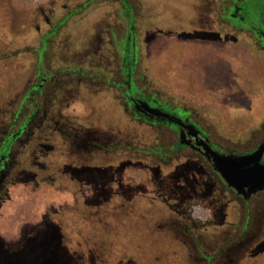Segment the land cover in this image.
Here are the masks:
<instances>
[{
	"label": "flooded vegetation",
	"instance_id": "1",
	"mask_svg": "<svg viewBox=\"0 0 264 264\" xmlns=\"http://www.w3.org/2000/svg\"><path fill=\"white\" fill-rule=\"evenodd\" d=\"M17 1L0 0L3 27L21 36L30 32L32 20L43 24L34 25L37 41L31 73L23 84L15 85L3 103L7 110L0 115L6 118L0 127V210L19 187L36 194L48 188L58 202L18 230L21 237L25 234L21 242L0 235V264L8 258L18 264L21 256L27 264H52L63 248L72 255L69 264H170L166 254L176 259L179 252L184 264H264V190L244 195L229 186L204 144L223 158L252 155L264 146V121L247 128L251 131L243 138H224L208 113L211 110L197 114L182 98L164 96L159 81L149 75L155 64L147 61L153 45L167 37L183 51L204 49L221 56L210 68L204 65V83L210 90L213 70L225 72L228 64L238 73L243 63L258 57L264 74V0H171L166 11L159 4L163 0H58L71 2V8L65 7L54 22L47 12L55 0L34 8ZM71 18L98 21L92 43L100 51L91 53L106 62L91 63L98 72L95 76L76 67L80 63L74 71L72 66L53 69L58 38ZM139 81L143 89L138 88ZM70 84L75 87L65 98L59 97ZM81 91L92 93L95 101L79 98ZM223 94L215 95L217 102L233 110L235 119L240 115L244 119L257 100L246 92ZM106 95L120 113L108 127L103 126L106 115L98 111ZM72 105L78 111H71ZM107 140L125 144L134 153L114 158L101 145ZM94 163L99 164L93 167ZM159 191L175 203L168 218L167 208L149 198ZM220 196L231 202L232 210L207 204H218ZM81 204L84 217L77 219L90 218L84 225L70 216ZM227 219L232 220L228 229L204 233ZM247 220L248 230L242 233ZM164 226L173 234L168 240L159 235ZM117 241L125 246L117 248ZM175 261L178 264L181 258Z\"/></svg>",
	"mask_w": 264,
	"mask_h": 264
},
{
	"label": "rangeland",
	"instance_id": "2",
	"mask_svg": "<svg viewBox=\"0 0 264 264\" xmlns=\"http://www.w3.org/2000/svg\"><path fill=\"white\" fill-rule=\"evenodd\" d=\"M96 1L97 0H93L92 2L95 3ZM17 2L18 4H21L26 8H34L35 4L39 3L44 4V0H18ZM62 2L55 0L54 6L50 7L51 12H47V14L52 15L51 20L53 22L64 12H66L65 7H67L68 9L71 8V4H69L71 2L68 3L65 1L66 3L63 2V4H61ZM170 2L171 0H163L159 1V4L162 5L163 10L166 11V8L167 6H169ZM102 4L103 7L106 6V3H101V5ZM175 5H177V2H175ZM147 6L149 7V9H151L152 4L148 2ZM2 14L3 12L0 11V30L2 31V34H0V115L6 112V108L8 106L4 107L3 103L7 100L8 97H10V95L13 94V91L15 92V85L18 86L19 84H23L27 76H29V74L31 73L30 70L34 62L33 59L35 56V44L37 41V37L34 31V25L38 23V20H32V22L29 24V33L21 36L14 35L12 34L14 29L9 30L5 26L3 27V22H6V19ZM157 14L158 19L162 20V11L158 10ZM119 18L121 19V21L124 20L122 16H119ZM71 19L72 20L68 21V26H65L64 32H62L60 37L58 38V42H60V44L57 48V56L55 57L53 63V69L54 71H59V69H65L72 66L71 71H74V66L80 63V66L76 67H80V70H85L86 72L95 73L93 74L95 76L98 72L96 66L93 67L91 63L99 62L100 64H103L104 62H106V60L104 59L97 60V56L91 53V51H100L96 49L98 48V45L92 43V38L95 37L94 32L97 29L96 24H98V21H95L94 18H88L84 22H81V20L77 18ZM39 24L42 25L43 23H38V25ZM121 30L123 31L122 28L119 31ZM103 34L107 41V31H103ZM160 39L163 40H159L158 42H156V44L153 45L150 54L148 55L147 61L149 63L155 64L154 68L150 70L149 75L155 80L159 81V89L163 91L164 96L174 95L178 98H182L184 100L185 106L188 109L197 111V114H201V110L204 112H208V110H211L208 113H211L210 115H213L212 120L221 129V135L224 138L233 137L237 140L239 138H243L244 135L246 136L247 133L251 131H246L247 128H256L259 125V122L262 123L264 121V102H260V97H262V93L264 91V74H261V62L259 63L260 59H258V57H253L251 64L243 63V68L240 69L238 73H236L237 71L232 72L230 64H228V68L227 70H225V72L219 73L216 72V69H214V83H212V85L214 84V86L213 89L210 90V86L204 83L206 73V67L204 68V65L209 66L210 68L211 63L214 62L213 59H215L216 57L221 58V56L218 53L217 56L215 53L206 51L204 49L197 51L195 50L193 52H188L187 50L183 51L181 49H184V47H181L180 44L176 41L169 40L167 37ZM6 48L8 49L7 53L3 55L2 53ZM102 48V52H104L105 50L107 54L108 51L103 46ZM13 51L21 52V54L13 55ZM145 56V53H141V58L143 57L144 60H146ZM92 58L95 59L92 60ZM95 60L97 62H95ZM19 63L22 69L19 67ZM234 69L236 68L234 67ZM141 74L142 71H139L137 73L138 79L141 78ZM15 79L17 80V83L15 82ZM225 79H228V82ZM14 82L15 84L13 86L12 84ZM224 83H226V85L228 84L229 86H224ZM137 85L139 89H143V84L140 81ZM74 87L75 84L66 86L64 89L59 91V97L65 98V94H67V91L72 90V88ZM244 92H246L249 96L257 99L251 104L252 110L243 114L244 119H240L241 115L238 119H235L236 117H234V111L229 107H226L222 103L217 102V99L215 97V95H217L218 93H224L223 96H244ZM91 94L92 93L90 92L81 91V93L77 96L79 98L83 97L87 100L95 101V97H93V95ZM98 106L100 107L98 108V111H100L102 115H106L105 124L103 126H114L113 122H115V120L119 119L120 117V113L118 114L119 107L117 103L114 102L111 96L106 95L104 101H101ZM71 108V111H78V109L74 105H72ZM5 119L6 118H4L3 116H0V127L2 125L1 123H3ZM97 123L98 122H96L95 124ZM90 125H93L92 122ZM232 125H235L236 128H239L240 130H230V127ZM216 138L220 143L224 142L221 137L216 136ZM101 145L105 147L106 151L112 154L114 158L120 157L123 154L127 155L130 151L133 152L132 150H126L125 144H120L113 140H107ZM98 164L99 163H94L91 165L93 167H97ZM151 194L152 193L149 194L150 199L153 198L154 201L167 208V212L165 213L166 218H168V214L171 215L173 213L168 210L175 207V203L173 202V200H169V198L166 197L167 193H163L161 191L153 195ZM219 198L220 200H218V204L213 205L212 203L209 204L208 202L207 204L214 208L224 207L225 209L227 208L229 210H232V204H230L231 202H229L228 200L226 201L224 196H220ZM57 202L58 199L56 195H54L53 192H51L48 188L42 190L37 194L25 189L24 187L17 188L12 193L11 200L7 202L0 210V235L2 236V238L12 237V240L15 243H19V241L21 242L22 237L25 235L23 234L25 230H23V232L21 233L23 234L22 237L19 232L25 228V224L38 219L39 215L43 213L46 208L50 206V204H56ZM81 209H83L82 204L78 206L77 212L75 211L76 213H73L70 216L74 217L75 221L77 220V224L84 225V222H86L85 219H77L80 216L84 217V215H81L83 213ZM199 213V209H196L195 218H198ZM166 218L164 220H167ZM159 221L162 220L159 219ZM248 221L249 220H247V224L243 226L242 233L247 232L249 226ZM89 222L90 218L86 223ZM231 224L232 220L227 219L226 221L218 225H213L211 226V228H207L204 233L211 234L216 232V230L218 229L225 230L226 228L228 229ZM236 228H238V226ZM19 229L20 231L18 232ZM168 230V226H164V228L159 230V235L164 236L168 240L170 237H173V234H170ZM28 231L29 230H27L26 235L30 233H28ZM192 231L195 238L197 239V233H195L194 230ZM124 241L125 240H121L122 243ZM169 244L172 245L171 242ZM119 245L121 246V244L117 241L116 247L120 248ZM11 246H15V244H10V247ZM240 248L241 246H239L238 249L240 250ZM7 249L8 248L6 247V254ZM149 249L150 246L147 248V250ZM203 249L205 250V248ZM60 252L61 253L59 254V258L57 259V261L54 260L52 264H69L70 257L72 256L70 250L63 248L60 249ZM146 254H148L147 251ZM166 256L170 258L168 259L170 261V264L176 259L180 258L182 262L179 261L178 264H184V257L180 252L178 253V257L176 259H174L175 256L171 254H166ZM22 259L23 256L19 257V260L21 261H19L18 264H27V261ZM7 260L8 261H6L5 264H8V262L9 264H16L12 263V261L10 262L11 258H8ZM162 264H167V262Z\"/></svg>",
	"mask_w": 264,
	"mask_h": 264
},
{
	"label": "water",
	"instance_id": "3",
	"mask_svg": "<svg viewBox=\"0 0 264 264\" xmlns=\"http://www.w3.org/2000/svg\"><path fill=\"white\" fill-rule=\"evenodd\" d=\"M206 153L227 181L229 186L244 195H252L264 190V164L260 160L264 155V146L249 156L223 158L204 143Z\"/></svg>",
	"mask_w": 264,
	"mask_h": 264
}]
</instances>
